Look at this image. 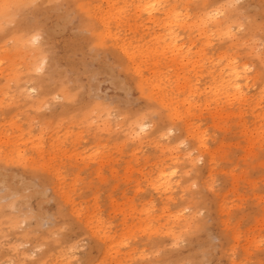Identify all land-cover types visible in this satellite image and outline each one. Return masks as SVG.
<instances>
[{"label":"rangeland","instance_id":"rangeland-1","mask_svg":"<svg viewBox=\"0 0 264 264\" xmlns=\"http://www.w3.org/2000/svg\"><path fill=\"white\" fill-rule=\"evenodd\" d=\"M167 1L115 2L131 58L83 24L107 0L3 22L40 55L0 32V264H264V0Z\"/></svg>","mask_w":264,"mask_h":264},{"label":"bare ground","instance_id":"bare-ground-1","mask_svg":"<svg viewBox=\"0 0 264 264\" xmlns=\"http://www.w3.org/2000/svg\"><path fill=\"white\" fill-rule=\"evenodd\" d=\"M116 1L117 0H107L108 10L105 13L100 12V22H101V25L103 26V29H101V27L97 23L88 22L89 20L95 21L89 9V5L85 2L80 4L81 14L83 15L82 16L83 24L85 23L87 28L89 27L93 30V34L95 38L98 39L100 43H104L105 38L106 39L111 38L116 43L117 50L121 52L122 54H124L126 57L131 58V56L134 55V51H133L134 48L131 47V44L125 43L126 41L124 39L118 38V36L115 39H113L116 36V34H113L114 33L112 31L113 29L109 27L110 23L108 22V20L111 18V13L115 9ZM142 1L144 2L143 10L149 15L151 19L155 18L156 16L155 13H159L163 9L165 13L164 15L166 16H169L172 12V7L168 8V6L166 5L168 2L167 0H142ZM30 3H32V0H1L0 1V32L11 35L20 49L29 48L30 50L34 51L37 54V55L34 54L33 56H31V59H30V63H29L30 69L31 68L33 69L36 67L37 57L40 55V50L38 51L37 47L31 46V43L36 42V40L38 39L35 35H33V30H30L29 29L30 27H27L24 29L11 32L7 28H5L3 24V22L6 20H13L14 18L13 10L15 8L19 10H23L25 7L28 8ZM200 10H201V7H200ZM201 11H203L202 12L203 19L212 20L217 25L221 24V22H216V17L220 14L219 10H215V14H212V11H208L207 8H203ZM212 74L214 77L219 79L221 82L228 83L232 87L233 90L241 91L242 87L239 83V79L241 78V76L232 61L230 60L227 61L226 69L216 70ZM15 80L17 83H19L21 80V77L17 75ZM18 90L21 96H24V97L26 96L25 88L21 83L18 84ZM46 92H45V95H46ZM67 99L69 98L67 97ZM36 105H37V108H40L41 102L37 101ZM167 119L171 122L172 117L167 116ZM144 125L145 124L143 125L141 124L140 128L144 129V127L146 126ZM163 188L165 191L170 190L172 188V181H167Z\"/></svg>","mask_w":264,"mask_h":264}]
</instances>
